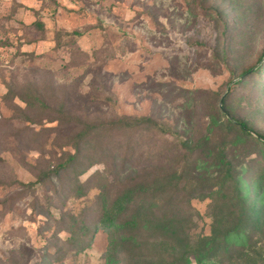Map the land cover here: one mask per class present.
<instances>
[{
  "label": "rangeland",
  "instance_id": "1",
  "mask_svg": "<svg viewBox=\"0 0 264 264\" xmlns=\"http://www.w3.org/2000/svg\"><path fill=\"white\" fill-rule=\"evenodd\" d=\"M263 52L264 0H0V264H154L159 218L170 220L176 211L196 223L198 238L234 231L230 253L242 255L239 264L257 250L264 255V145L255 140L264 136V79L235 86ZM31 92L36 98L26 105ZM86 94L98 101L95 113L85 114L84 104L73 109L87 123L152 116L188 139L200 135L199 129L192 135L190 122L202 116L218 137L196 157L209 164L219 144L229 147L247 209L220 213L211 211L212 200L200 199L189 205L181 185L166 186L159 200L139 198L149 224L137 234V248L113 262L116 229L94 230L104 165L81 177L89 184L86 197L77 198L70 174L23 186L57 168L55 153L67 144L64 131L45 130L58 126L48 107L59 110L66 98ZM224 100L226 118L246 122L253 137L229 126L219 112ZM110 137L101 135L95 147ZM176 139L148 148L144 136L137 148L158 154ZM101 156L93 149L84 161ZM210 178L213 185L215 172ZM167 203L166 217L158 216ZM84 228L94 231L83 249Z\"/></svg>",
  "mask_w": 264,
  "mask_h": 264
},
{
  "label": "trees",
  "instance_id": "2",
  "mask_svg": "<svg viewBox=\"0 0 264 264\" xmlns=\"http://www.w3.org/2000/svg\"><path fill=\"white\" fill-rule=\"evenodd\" d=\"M43 30L41 24L37 25ZM264 79V52L258 60L255 68L242 74L241 80L235 84L247 83L250 79ZM36 98L34 92L27 95L25 102L31 104ZM83 99V100H82ZM61 103L59 110H51L56 115L54 122L58 123L57 127H52L51 131L58 133L64 131L67 137L64 140L65 145L59 146V151L55 153V157L61 155L58 159L57 168L43 172L37 178L35 183H29L24 187H40L52 177H61L62 174H70L72 176L71 186L75 190L77 198L86 197L88 194L89 184L83 182L81 177L90 171L95 165H104V172L100 177L102 182L97 185L99 194L97 195L96 205L99 211V221L95 225V229H103L112 231L116 229L112 261L116 262L121 257L127 255L128 249L138 246L137 234L141 229L149 224V214L141 203H137L139 198L149 196L153 200H159L162 197L166 186L181 185L183 197L187 204H191L194 200L200 201L212 200L211 211L230 212L236 210L244 211L247 209V199L243 193L241 183L236 178L233 163L229 157V147L227 145L217 144L216 155L211 158L212 163H202L196 157L201 147L206 143H210L217 139V130L207 127L203 121V117H199L198 123L190 122L192 135L194 131H201L198 137L204 136L200 140L198 137L190 136L185 139L179 134L177 129L172 130L169 126H163L157 123L152 116L148 117H120L111 119L101 123H87L77 116V110L73 109V105H85V114H94L92 109L96 108L97 100H92V95H82L80 98H66ZM225 100L219 112H222L225 118L229 116L225 106ZM29 111V109H28ZM227 119L230 127L237 129L246 137H253V131L249 129V125L244 121L235 119ZM50 120V119H49ZM220 128L221 123L216 125ZM119 133V139L114 142L112 135ZM103 134H109L111 137L107 142L95 147L98 138ZM177 137L172 147L158 151L154 154L151 151L148 155L143 154L141 149L137 148L140 138L148 137L147 146L158 144L160 141L166 142L168 136ZM155 136L156 138L153 139ZM264 145V136H258L255 139ZM196 143L195 145H193ZM146 146V142L142 147ZM93 149L100 151L102 156L98 159H92L88 162L84 161L86 153ZM173 163L169 167V163ZM170 168V169H169ZM173 168V169H172ZM213 168V169H212ZM216 169V170H215ZM140 173H137L139 171ZM213 170V171H212ZM213 172V173H210ZM216 174L215 182L210 176ZM183 187H186L184 189ZM173 192V190H172ZM159 193V194H158ZM177 194V193H176ZM179 194V193H178ZM174 195V192H173ZM158 196V197H157ZM170 204L167 203L162 209L157 211L158 216L166 217L163 212L169 210ZM250 215L253 219H261L259 212L254 213L251 208ZM150 211V209L148 210ZM184 217V219H179ZM197 225L192 221L191 217L176 211L170 220L159 218L155 228L156 237L151 239L158 242L155 247L159 249L160 256H154V264H191L192 259L197 264H213L216 259L217 264H239L242 262V255H233L230 253V245L234 231H220L210 234L203 238H198L194 234ZM93 230V231H94ZM93 231L87 228L83 229L80 244L87 248L91 244ZM148 243L147 239L142 241ZM158 257V258H157ZM264 255L257 250L256 254L248 256L247 264H264Z\"/></svg>",
  "mask_w": 264,
  "mask_h": 264
}]
</instances>
